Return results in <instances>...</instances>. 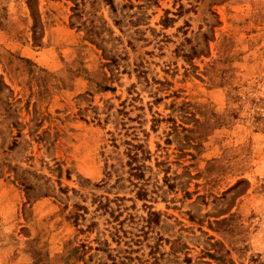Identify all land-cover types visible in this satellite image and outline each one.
I'll list each match as a JSON object with an SVG mask.
<instances>
[{"label":"rangeland","instance_id":"obj_1","mask_svg":"<svg viewBox=\"0 0 264 264\" xmlns=\"http://www.w3.org/2000/svg\"><path fill=\"white\" fill-rule=\"evenodd\" d=\"M0 264H264V0H0Z\"/></svg>","mask_w":264,"mask_h":264}]
</instances>
